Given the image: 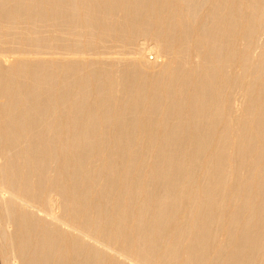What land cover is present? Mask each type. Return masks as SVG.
Here are the masks:
<instances>
[{
  "label": "bare ground",
  "instance_id": "obj_1",
  "mask_svg": "<svg viewBox=\"0 0 264 264\" xmlns=\"http://www.w3.org/2000/svg\"><path fill=\"white\" fill-rule=\"evenodd\" d=\"M0 264H264V0H0Z\"/></svg>",
  "mask_w": 264,
  "mask_h": 264
},
{
  "label": "rangeland",
  "instance_id": "obj_2",
  "mask_svg": "<svg viewBox=\"0 0 264 264\" xmlns=\"http://www.w3.org/2000/svg\"><path fill=\"white\" fill-rule=\"evenodd\" d=\"M153 55H154L153 53H149V52H147V56H148V58H151ZM151 60H153V59H151Z\"/></svg>",
  "mask_w": 264,
  "mask_h": 264
}]
</instances>
